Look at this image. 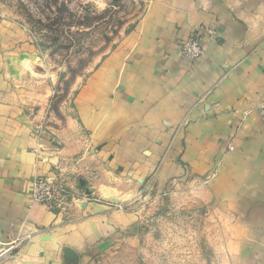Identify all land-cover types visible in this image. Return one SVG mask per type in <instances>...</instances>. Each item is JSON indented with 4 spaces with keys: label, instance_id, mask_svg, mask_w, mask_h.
I'll use <instances>...</instances> for the list:
<instances>
[{
    "label": "crops",
    "instance_id": "obj_1",
    "mask_svg": "<svg viewBox=\"0 0 264 264\" xmlns=\"http://www.w3.org/2000/svg\"><path fill=\"white\" fill-rule=\"evenodd\" d=\"M200 29L203 54L188 61L179 45ZM263 65L264 0H151L63 122L36 136L20 94H0V258L28 237L16 264H54L61 246L81 250L104 232L101 204L32 202L38 176L65 181L70 195L81 180L104 186L119 167L139 180L161 162L154 177L166 180L175 149L182 187L234 219L241 264H264Z\"/></svg>",
    "mask_w": 264,
    "mask_h": 264
},
{
    "label": "rangeland",
    "instance_id": "obj_2",
    "mask_svg": "<svg viewBox=\"0 0 264 264\" xmlns=\"http://www.w3.org/2000/svg\"><path fill=\"white\" fill-rule=\"evenodd\" d=\"M150 1L0 0V94H20L21 113L36 136L65 120L74 94L126 39ZM173 151L174 175L166 180L154 177L161 162L139 180L119 167L115 174L121 178L108 176L104 186L98 180H81L75 189L86 190V199L76 190L70 195L65 181H50L55 200L48 206L55 202L68 207L82 200L108 210L102 235L89 238L81 250L61 246L54 264L243 263L234 219L204 204L191 187H182L176 174L180 151ZM118 190L129 193L118 195ZM11 243L0 264L18 263L29 238Z\"/></svg>",
    "mask_w": 264,
    "mask_h": 264
},
{
    "label": "built area",
    "instance_id": "obj_3",
    "mask_svg": "<svg viewBox=\"0 0 264 264\" xmlns=\"http://www.w3.org/2000/svg\"><path fill=\"white\" fill-rule=\"evenodd\" d=\"M200 29L197 34H193L180 44L181 54L190 61H194L203 54V48L201 46L202 36L200 35ZM205 33L212 34V29H205ZM204 33V32H203ZM264 74V65L262 68ZM260 113L264 117V106L260 107ZM55 186L54 183L48 181L44 177L38 176L33 180L31 200L34 203L49 205L54 200Z\"/></svg>",
    "mask_w": 264,
    "mask_h": 264
}]
</instances>
